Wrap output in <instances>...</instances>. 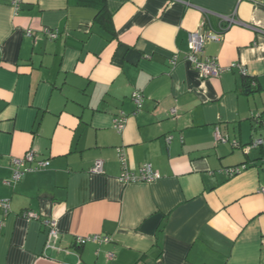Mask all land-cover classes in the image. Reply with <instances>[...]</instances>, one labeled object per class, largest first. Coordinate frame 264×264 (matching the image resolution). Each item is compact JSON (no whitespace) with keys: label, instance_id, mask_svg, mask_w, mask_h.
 Returning a JSON list of instances; mask_svg holds the SVG:
<instances>
[{"label":"crops","instance_id":"0c3cea01","mask_svg":"<svg viewBox=\"0 0 264 264\" xmlns=\"http://www.w3.org/2000/svg\"><path fill=\"white\" fill-rule=\"evenodd\" d=\"M11 1L0 0V264H264V145L251 147L264 139V0H24L18 14ZM203 22V57L249 78L203 79L186 60ZM119 148L129 169L161 178L122 184ZM29 151L50 166L6 185ZM98 160L104 174L91 173ZM94 235L111 242L75 244Z\"/></svg>","mask_w":264,"mask_h":264},{"label":"built area","instance_id":"2783aa9c","mask_svg":"<svg viewBox=\"0 0 264 264\" xmlns=\"http://www.w3.org/2000/svg\"><path fill=\"white\" fill-rule=\"evenodd\" d=\"M23 1L24 0L11 1V6L16 14H18L21 11ZM229 21L233 24L236 20L234 18H229ZM208 28H209L208 23L203 22L199 30L191 34L190 51L186 55V60L194 67V69L199 73V75L203 79L218 78L223 73L235 69L238 70L241 76H243L244 78H249L248 70L241 64H233L229 68H225L219 64L218 59L203 57L206 42L208 40L213 39V36H211L212 32ZM43 33L50 41L57 40L61 34L60 31L58 30H50L48 28L44 29ZM27 35L32 36L33 32L31 30H28ZM178 61H179L178 56H175L172 61V64L175 66ZM143 98L144 97L141 92H134L132 94V101L136 106V112H139L141 110L143 104ZM127 120L128 117L125 113H121L118 116H116L114 119V129L118 133L122 134L126 128ZM171 139L172 137H169L168 141H170ZM215 140L217 143L228 142V139L220 134L218 128L216 129L215 132ZM263 145H264V139H259L254 141L251 147H259ZM233 146L239 147V144L237 142H234ZM117 153L122 166V172L118 180L122 184L125 185L135 184V183L150 184L156 182L161 178V175L153 168L151 164H143L142 166H140V168L137 171H133L129 169L127 155L124 149L119 148L117 150ZM49 166H50L49 161H37L35 153L33 151H29L26 153V155L23 158H14L12 160V177L6 180L5 184L8 186H12L18 183L25 175L34 172H39L41 170L48 168ZM246 169L247 166L245 165L229 167V168H225L223 170V173L227 177L232 178L239 175ZM91 173L104 174V162L101 160L96 161L93 168L91 169ZM259 193H261L264 196V187L259 190ZM0 211L2 212L4 217L10 213V203L7 200L0 199ZM21 215L23 218L26 219L38 218L36 213L29 211L23 212ZM2 225H3V220L0 221V229ZM45 225L48 230L47 231L48 241L51 242L58 239L59 230L57 227V221L55 219L48 218L45 220ZM109 242H111V239L109 237L94 235L88 237H78L76 238L75 244L77 246H84L88 243H94L100 245L104 243L107 244ZM112 257H113L112 254H109V258Z\"/></svg>","mask_w":264,"mask_h":264},{"label":"trees","instance_id":"16d2710c","mask_svg":"<svg viewBox=\"0 0 264 264\" xmlns=\"http://www.w3.org/2000/svg\"><path fill=\"white\" fill-rule=\"evenodd\" d=\"M94 1H98V0H94ZM101 1H103V0H101ZM101 16L102 15H104V14H106L105 12H106V9H105V7L103 6V7H101ZM103 13V14H102ZM49 29V28H48ZM50 30H53V29H50ZM61 33V32H60ZM61 35V34H60Z\"/></svg>","mask_w":264,"mask_h":264}]
</instances>
